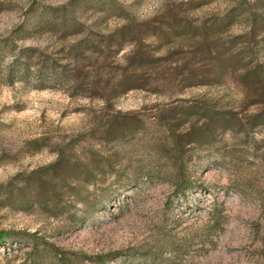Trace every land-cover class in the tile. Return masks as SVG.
Masks as SVG:
<instances>
[{
    "label": "rangeland",
    "instance_id": "1",
    "mask_svg": "<svg viewBox=\"0 0 264 264\" xmlns=\"http://www.w3.org/2000/svg\"><path fill=\"white\" fill-rule=\"evenodd\" d=\"M0 230V264H264V0H0Z\"/></svg>",
    "mask_w": 264,
    "mask_h": 264
},
{
    "label": "trees",
    "instance_id": "2",
    "mask_svg": "<svg viewBox=\"0 0 264 264\" xmlns=\"http://www.w3.org/2000/svg\"><path fill=\"white\" fill-rule=\"evenodd\" d=\"M77 1L72 2L70 5L64 6V7H59V8H53L51 9L50 12V16H48L47 18L44 19V21L42 22V24L39 25V28L41 27H49V28H54L56 26L58 27H62L64 29H70V30H77L79 29V27L81 26L80 22L76 19V10L75 7L77 5L76 3ZM248 8H244L241 7L240 9L235 10V12H237V14L239 15H243L246 17L247 21L250 23V27L251 30H255L258 23H259V15L258 12L255 10L254 5L255 3H251L248 1L247 3ZM229 22H231V20H229ZM68 27V28H67ZM128 34V33H127ZM123 33L121 35V37H113L117 40H121L125 37H128V35ZM135 34V33H134ZM138 37V39L136 38ZM130 35L128 39H131L130 41H142V35ZM108 37H98L97 35H90V37L86 38V40H82L77 42L76 44L73 45V47L70 50V54H71V59L73 60V63L77 64L80 62V60L84 57L85 52L87 49H94V50H89L91 52H97L102 50V48H106L110 47V49H112L113 47V39H107ZM137 39V40H136ZM109 41V43H108ZM121 46V45H120ZM87 48V49H86ZM120 49V48H119ZM32 54H33V50L32 49H27L25 52V57L27 61H31L32 60ZM135 57V56H134ZM131 59V58H130ZM226 59H228L227 63L223 64V71H228V70H235L239 65H240V59L237 58L236 60V56L233 54H228V56H226ZM55 60L51 59L50 61H47L44 64V69L48 72V74H52L55 73L56 76L58 77V80L63 81V80H67L66 78V71H62L60 74L58 72H56L55 70ZM256 66L252 67V68H248L246 69V71H243V75L244 78H248L250 75V72H252L254 70V68H256ZM27 69H29V66L27 67ZM77 71H79V69H77V67H75V65L73 66V68L69 71L71 74L70 77H72ZM248 73V74H247ZM71 80V79H69ZM73 81V80H71ZM75 85V87L78 85V87H81L82 85L78 82H76V84H72ZM118 89L124 91H129V90H133V89H139L142 86L139 84V82L137 81L136 78H132L129 79L127 82L125 81H121L118 84ZM205 113V117L207 119V121L209 122L210 120H212L214 118V112L212 109L206 108V110L204 111ZM236 119L233 116H225L223 117V121L226 124H232ZM208 124V123H206ZM208 132V131H206ZM184 165L183 163H181L179 165V172H183L184 170ZM38 171H32L30 174L27 175L25 181L28 185H39L42 182V178L40 175H37ZM83 217L84 216H77V214H71L70 218L76 223V224H81L83 223ZM9 236V232H6L4 230H0V244L4 243L7 241V237Z\"/></svg>",
    "mask_w": 264,
    "mask_h": 264
}]
</instances>
